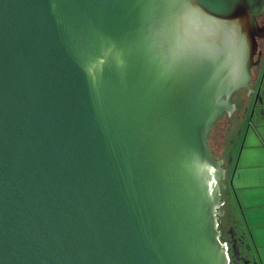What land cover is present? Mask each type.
<instances>
[{
	"label": "water",
	"instance_id": "water-1",
	"mask_svg": "<svg viewBox=\"0 0 264 264\" xmlns=\"http://www.w3.org/2000/svg\"><path fill=\"white\" fill-rule=\"evenodd\" d=\"M263 16L264 0H0V264H231L207 138L235 94L264 104Z\"/></svg>",
	"mask_w": 264,
	"mask_h": 264
},
{
	"label": "rangeland",
	"instance_id": "rangeland-1",
	"mask_svg": "<svg viewBox=\"0 0 264 264\" xmlns=\"http://www.w3.org/2000/svg\"><path fill=\"white\" fill-rule=\"evenodd\" d=\"M248 99L250 101L249 108L243 109L240 113L235 114L233 118L231 117V123L227 125H222V123L213 125L212 131L207 138L209 151L213 153L215 158H223L225 162L226 178L224 182L226 189L222 191L221 199L225 201L226 212L231 210L237 217L233 219L226 213L222 218L220 230L221 232L225 230V238L229 241V257L235 260L237 264H245V258L252 260L253 263L255 260V251L251 250V253L245 248L243 243L239 242L236 233V221H238L239 231L242 227L241 221L243 222L235 190V181L238 173H240L241 161L248 151H252V153L262 151L261 136L257 134L258 130H263L262 125L257 126L261 120L262 113L259 112L260 108H255L254 106L255 96L248 97ZM246 239H249V236ZM231 253L233 255H230Z\"/></svg>",
	"mask_w": 264,
	"mask_h": 264
},
{
	"label": "crops",
	"instance_id": "crops-1",
	"mask_svg": "<svg viewBox=\"0 0 264 264\" xmlns=\"http://www.w3.org/2000/svg\"><path fill=\"white\" fill-rule=\"evenodd\" d=\"M257 107L262 113L261 120L257 124V126H263L262 131H257V134L261 136L262 151L246 152L241 161L240 173L235 181V190L243 219V222L241 221L243 228L241 227L240 231L238 221H236L237 238L251 253V250L255 251L254 263L245 258L246 264H264V104ZM226 213L233 219L237 217L231 210ZM247 236L249 239H246Z\"/></svg>",
	"mask_w": 264,
	"mask_h": 264
},
{
	"label": "flooded vegetation",
	"instance_id": "flooded-vegetation-1",
	"mask_svg": "<svg viewBox=\"0 0 264 264\" xmlns=\"http://www.w3.org/2000/svg\"><path fill=\"white\" fill-rule=\"evenodd\" d=\"M259 22H260L261 24H264V16H263L262 18L259 19ZM263 45H264L263 41H259V49H262V50L264 51V49L262 48ZM257 70L259 71L260 76H261L262 72L264 71V54H263V60H262V62H261V65H260V67H259ZM254 71H255V68L252 69V72H254ZM253 75H254V73H253ZM260 76L254 78V83L252 84V87H253L254 89H256L257 86L259 85ZM246 94H247L246 91H241V92H239V93H237V94H235V95L233 96L232 101L238 104V109H239V110H238L237 112H235V113L232 115V118H233V116H234L235 114L240 113L243 109H245V108H249V103H250V101H249V99L246 97ZM263 94H264V93H263ZM252 96H255V94L252 95ZM260 97H261V96H260ZM241 100L244 101V104H242V105L239 104ZM258 102H259V99L256 101L255 108H257V106H258ZM216 123H217V124H218V123H222V125H227V124H229V123H231V122H230V118H228L226 115H223V116H222V117H221ZM216 123H215L214 125H216ZM211 131H212V130H211ZM219 158H220V157H219ZM223 208H224V206H223ZM222 233L225 235V230H224Z\"/></svg>",
	"mask_w": 264,
	"mask_h": 264
},
{
	"label": "trees",
	"instance_id": "trees-1",
	"mask_svg": "<svg viewBox=\"0 0 264 264\" xmlns=\"http://www.w3.org/2000/svg\"><path fill=\"white\" fill-rule=\"evenodd\" d=\"M224 209H225V205H224ZM221 226H222V221H221ZM221 226H220V227H221ZM222 240H223V241H226L227 243H229V241H227V239L225 238V235H224L223 233H222ZM228 246H229V244H228ZM236 247H237V245H236ZM230 255H233V253H231ZM234 256H235V255H234ZM244 263H245V262H244ZM231 264H237V263H236L235 260H232V259H231ZM245 264H246V263H245Z\"/></svg>",
	"mask_w": 264,
	"mask_h": 264
},
{
	"label": "built area",
	"instance_id": "built-area-1",
	"mask_svg": "<svg viewBox=\"0 0 264 264\" xmlns=\"http://www.w3.org/2000/svg\"><path fill=\"white\" fill-rule=\"evenodd\" d=\"M222 243L225 246L226 250L228 251V249H229L228 243L226 241H223V240H222Z\"/></svg>",
	"mask_w": 264,
	"mask_h": 264
}]
</instances>
